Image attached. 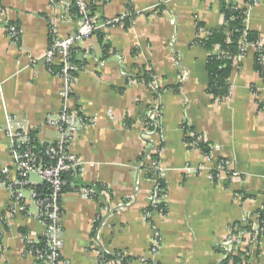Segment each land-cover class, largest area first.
I'll use <instances>...</instances> for the list:
<instances>
[{
    "label": "crops",
    "instance_id": "0c3cea01",
    "mask_svg": "<svg viewBox=\"0 0 264 264\" xmlns=\"http://www.w3.org/2000/svg\"><path fill=\"white\" fill-rule=\"evenodd\" d=\"M223 1L231 0H89L100 20L131 9L136 18L132 25L99 30L74 50L73 63L81 69L65 99L63 78L43 59L53 22L58 20L59 34L67 37L80 19L62 20L69 9L61 0H0V167L15 170L6 137L10 117L47 145L61 137L46 125L47 117L68 108L86 119L69 147L83 169L81 184L112 190L106 204L65 192L61 257L66 264H102V256L118 253L130 259L127 264H143L156 230L162 235L159 264H225L229 228L263 206L264 81L255 68L256 49L249 46L234 62L229 96L218 102L207 94L208 54L192 45L198 22L207 30L221 29ZM8 25L21 29L19 44L9 38ZM247 28L264 41V0L248 9ZM148 73L154 84L147 83ZM178 85L179 92L171 90ZM151 112H159L158 133L147 127ZM185 122L213 144L210 155L187 145ZM144 154L145 165L158 155L168 187L167 213L150 220L144 213L153 184L142 169ZM221 160L236 180L212 179ZM42 183L31 176L33 187ZM23 195L27 204L21 206L0 184V264H36L26 253L25 238L35 242L45 227L31 190ZM13 207L15 216L4 223L1 218ZM121 259L109 262L123 264ZM248 264H264V236Z\"/></svg>",
    "mask_w": 264,
    "mask_h": 264
},
{
    "label": "built area",
    "instance_id": "2783aa9c",
    "mask_svg": "<svg viewBox=\"0 0 264 264\" xmlns=\"http://www.w3.org/2000/svg\"><path fill=\"white\" fill-rule=\"evenodd\" d=\"M251 1H253V4L245 5L241 0L239 3L241 7L246 8L248 11L251 6L257 3V0ZM61 3L62 6L69 9V14L63 16L61 19L64 21L74 20V17L70 14V9L74 5L81 16L80 27L70 36L62 37L59 34L58 20L54 21L50 29V45L43 60L52 74L63 78L64 88L62 96L66 99L73 94L75 75L81 69L72 62L74 50L78 48L81 43L92 38L101 29L108 30L117 26H125L126 24L132 25L136 15L131 9L129 12L123 13L120 16L107 20H100L92 13L89 0H61ZM0 14H3L1 9ZM5 30L13 42L17 44L21 42L22 31L19 27L8 25ZM248 47L249 46H242L241 53L234 58V62L246 55ZM55 67L59 69L53 70ZM179 69L183 72L180 65ZM158 118L159 112H151L147 126L157 129ZM45 123L59 130L61 136L60 140L52 144H47L44 150L35 151L30 131L18 128L13 123L12 118H9L6 128V137L10 143V151L14 160L15 170L11 172L8 168L0 167V184L15 194L17 202L21 204V206L27 204L23 193L26 190H31V200H33L38 207V217L45 227L43 236L47 239L48 250L37 251L36 253L26 250V253L33 256L35 262L45 260L46 264H66L65 261L60 259L62 258L61 249L63 248L62 192L66 184L63 180V175L66 173H77L81 175L83 172L79 159L69 151V147L76 140L81 129L86 124V119L81 113L65 108L56 115L48 116ZM186 125L185 122L183 124L184 136L192 138L194 133L184 129ZM150 132L153 133V131ZM202 142L203 140L198 137L196 142L187 143V145L193 150H200L199 145ZM154 152L157 154L160 151L155 149ZM147 165L150 171H146L149 173L154 172L153 177L149 179L153 184V189L148 197V206L144 213L145 218L150 220L155 214L164 215L163 212L159 211V205L166 201L167 193L166 189L161 188L159 183V180L164 179L162 177L159 161L150 157L147 160ZM187 172L191 174L195 172V169L189 168ZM33 174L42 178L43 183L41 185L47 184L49 186L50 194L48 196L43 197L31 185V176ZM224 177L232 181L237 179V175L230 164L226 160H221L216 170L212 173V179L221 181ZM80 193L84 198L91 199V195L94 191L91 189H82ZM260 209H264V204ZM15 212L16 210L14 207L7 209L4 216L1 218L2 221L4 223H10L15 216ZM263 236L264 220L261 218L259 212L247 216L241 225L233 224L229 228L226 240L223 242V247L226 252L225 258L229 260L228 264H234L232 258L240 253V248L244 247L243 252L249 256L255 253ZM25 240L26 244L37 242V240L35 242H30L27 238H25ZM161 245L162 235L156 230L153 235L150 258L144 259L143 264H159L155 257L158 256ZM101 260L102 264H110L106 257L102 256Z\"/></svg>",
    "mask_w": 264,
    "mask_h": 264
},
{
    "label": "trees",
    "instance_id": "16d2710c",
    "mask_svg": "<svg viewBox=\"0 0 264 264\" xmlns=\"http://www.w3.org/2000/svg\"><path fill=\"white\" fill-rule=\"evenodd\" d=\"M240 0L223 1L220 4V13L223 18V26L221 29L207 30L205 25L198 22L196 25L197 36L193 41L192 45L203 48L208 56L206 61V69L209 76V83L207 86V94L210 95L214 101L222 102L228 96L230 92L229 79L233 71L234 58L241 53L242 46H254L256 48L255 55V68L261 78L264 81V41L258 32L251 31L247 28V9L240 6ZM245 5L253 4L251 0H241ZM70 14L77 19H80L78 9L73 5L70 9ZM98 33V32H97ZM73 62V58H72ZM58 67L53 68V70H58ZM154 75L152 73L146 74V80L148 84H153ZM158 90V89H157ZM171 90L175 92L180 91V85L173 87ZM161 92V89L156 91ZM149 123V120H148ZM187 124V123H186ZM149 130H155L156 133L159 132L158 129H154L147 126ZM187 131L193 132L194 136L192 138L185 137L186 143L196 142L198 137L203 140L199 145L200 150L205 155H210L213 150V144L206 140L205 136L201 133L195 131L194 128L188 124L185 126ZM33 138V147L35 151H41L46 148L47 145L40 144L33 132H30ZM146 154L141 157V162L143 163L142 169L149 170L148 165H145ZM152 159L158 160V155L151 156ZM159 161V160H158ZM154 172H148L146 177L151 179ZM63 180L65 181V186L63 187V196L65 192L70 189L75 192H80L82 189H91L94 193L91 195V199L99 201L106 204V196L112 197V190L103 184H92L84 185L81 184L80 174L77 173H66L63 175ZM72 182H77L78 185L72 186ZM161 188L166 189L168 192V187L164 179L159 180ZM34 189L43 197L50 194V189L47 184L34 187ZM152 210V209H151ZM159 211L164 214L167 213L166 203L159 205ZM259 212L261 218L264 220V209H260ZM236 224L241 225V222ZM26 250L36 253L37 251H47L48 242L46 237H40L36 243H27ZM122 257V254L118 253L115 255H106V259L109 261H118ZM63 260L62 258H60ZM234 264H248L250 256L243 251L238 253L237 256L233 257ZM123 264H127L130 259H121ZM228 259L225 260V264H228ZM36 264H46L45 260H40Z\"/></svg>",
    "mask_w": 264,
    "mask_h": 264
}]
</instances>
